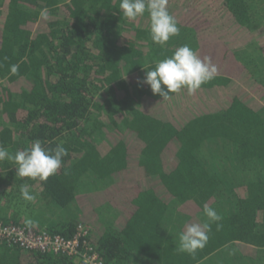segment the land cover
<instances>
[{
  "label": "trees",
  "instance_id": "obj_1",
  "mask_svg": "<svg viewBox=\"0 0 264 264\" xmlns=\"http://www.w3.org/2000/svg\"><path fill=\"white\" fill-rule=\"evenodd\" d=\"M119 2L0 0V145L67 149L47 180L9 168L10 192L27 183L39 210L0 220L67 238L83 222L105 264H264V0H168L180 33L164 46ZM185 44L212 80L164 100L138 84ZM205 203L221 227L178 251ZM0 264L80 263L0 242Z\"/></svg>",
  "mask_w": 264,
  "mask_h": 264
},
{
  "label": "clouds",
  "instance_id": "obj_2",
  "mask_svg": "<svg viewBox=\"0 0 264 264\" xmlns=\"http://www.w3.org/2000/svg\"><path fill=\"white\" fill-rule=\"evenodd\" d=\"M119 11L129 21H135L147 13L150 21L149 35L160 46L180 33L178 21L168 10V0H120ZM47 14V9L42 10L41 16L46 18ZM10 71L14 75L18 74L19 66L11 65ZM216 72L217 68L210 57L201 58L192 47L185 44L178 47L172 56L156 62L155 67L146 72L144 79L138 80V84L147 83L152 92L164 100L171 93H178L184 88L189 95L194 94L203 84L212 80ZM66 155L67 149L63 142L55 148H46L36 140L30 147L17 150L14 154L0 145V161H12L16 166V176L33 180H47L56 174ZM20 193L25 201L36 199L27 183L20 186ZM203 214L207 217L203 224L185 225V230L179 236L178 251L194 254L198 249H203L209 239L211 223H216L217 229L221 227L217 222L222 217L207 203L203 205Z\"/></svg>",
  "mask_w": 264,
  "mask_h": 264
},
{
  "label": "built area",
  "instance_id": "obj_3",
  "mask_svg": "<svg viewBox=\"0 0 264 264\" xmlns=\"http://www.w3.org/2000/svg\"><path fill=\"white\" fill-rule=\"evenodd\" d=\"M90 226L80 222L75 235L67 238L48 230H36L26 224L0 220V242L47 253L68 254L80 264H105L99 251L90 242Z\"/></svg>",
  "mask_w": 264,
  "mask_h": 264
},
{
  "label": "crops",
  "instance_id": "obj_4",
  "mask_svg": "<svg viewBox=\"0 0 264 264\" xmlns=\"http://www.w3.org/2000/svg\"><path fill=\"white\" fill-rule=\"evenodd\" d=\"M10 167L3 165L0 171V217L9 218L11 216L18 215L19 219L23 221L30 220L32 216L38 212L37 200L32 202L25 201L20 191L17 195L11 193L10 191L14 189V181H11L8 177L9 168L15 167L12 161L8 160ZM15 190V189H14ZM32 192V190H31Z\"/></svg>",
  "mask_w": 264,
  "mask_h": 264
},
{
  "label": "rangeland",
  "instance_id": "obj_5",
  "mask_svg": "<svg viewBox=\"0 0 264 264\" xmlns=\"http://www.w3.org/2000/svg\"><path fill=\"white\" fill-rule=\"evenodd\" d=\"M137 23H138L139 26L149 27L150 26V21H149V18H148V14L146 13L144 16L137 18ZM257 34H262V33L260 32V33H257ZM236 175H238L239 177H240V175L243 176L239 172H237ZM109 215H110V218L113 217L111 214H109Z\"/></svg>",
  "mask_w": 264,
  "mask_h": 264
}]
</instances>
